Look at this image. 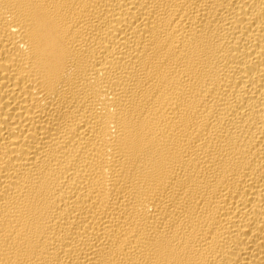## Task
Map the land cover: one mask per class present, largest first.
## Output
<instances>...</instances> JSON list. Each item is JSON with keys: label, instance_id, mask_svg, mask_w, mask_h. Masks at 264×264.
I'll return each mask as SVG.
<instances>
[{"label": "bare ground", "instance_id": "6f19581e", "mask_svg": "<svg viewBox=\"0 0 264 264\" xmlns=\"http://www.w3.org/2000/svg\"><path fill=\"white\" fill-rule=\"evenodd\" d=\"M0 264H264V0H0Z\"/></svg>", "mask_w": 264, "mask_h": 264}]
</instances>
